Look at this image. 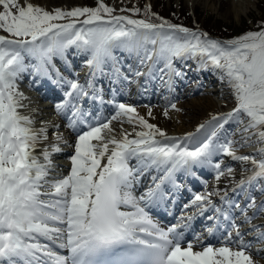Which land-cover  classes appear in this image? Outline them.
<instances>
[{"label": "snow or ice", "instance_id": "1", "mask_svg": "<svg viewBox=\"0 0 264 264\" xmlns=\"http://www.w3.org/2000/svg\"><path fill=\"white\" fill-rule=\"evenodd\" d=\"M0 6L3 9L0 30L13 37L0 35V264H254L246 251L251 245L244 242L238 227L236 241L228 232L221 246L207 244L194 250L192 242L182 247V234L177 233L176 227H160L146 209L165 197L162 185L175 172L210 164L211 157L219 151L237 160L250 161L254 166L252 174L239 181L238 187L255 184L264 187V148L258 150L260 160L237 156L231 147L232 141L214 143L216 131L194 149L182 147L177 138L168 137L140 116L135 107L121 103L107 122L90 126L79 134L70 174L48 181L50 153L44 150L47 163L35 155L41 138L47 139L46 129H34L31 118L18 111L22 106L20 100L25 97L18 91L16 79L26 70L25 53L38 59V72L46 73L45 66L53 55H62L72 45L90 51L88 64L97 70L112 58V49L116 47L143 48L144 60H151L155 55L164 59L169 68L174 57L199 56L206 58L205 63L210 60L224 71L237 100L232 112L212 117L217 127L232 119L243 123L239 118L244 115L248 123L243 131L257 130L253 134L258 142L264 143V30L221 42L206 38V33L193 32L168 21L154 24L112 15L115 10L103 0L95 8L77 7L70 11L60 8L49 11L30 0L23 6L19 0H0ZM103 14H107V20ZM79 17L86 19L57 23ZM77 22L95 26L77 28ZM165 28L172 30V34L165 32ZM148 44L159 47L149 52ZM69 84L72 89L67 93L69 97L74 92L88 95L82 85ZM63 108L57 105V110ZM79 114L78 110L74 113ZM121 118L138 123L145 130L137 132L136 139L122 133L119 139L112 136L105 140L104 130L112 132V121ZM192 135L189 133L183 139L190 140ZM157 136L172 142L164 143ZM60 139L58 136L57 140ZM109 145L113 147L110 149ZM54 151L59 152L60 148L57 146ZM105 157L107 162L102 165ZM133 160L135 164L131 163ZM151 168L162 171L163 175L153 177L154 186L135 195V184ZM214 168L217 179L225 175L219 163ZM227 173L231 175L232 169L228 168ZM46 184L49 190L41 191ZM214 194L195 195L192 204L199 214L209 205L215 212H221L210 199ZM248 206L264 213V205L258 207L254 199H250ZM213 231L208 229L209 233ZM258 236L264 241V231ZM233 243L236 250L229 246ZM57 249H66L69 254H61Z\"/></svg>", "mask_w": 264, "mask_h": 264}, {"label": "bare ground", "instance_id": "2", "mask_svg": "<svg viewBox=\"0 0 264 264\" xmlns=\"http://www.w3.org/2000/svg\"><path fill=\"white\" fill-rule=\"evenodd\" d=\"M20 1L26 3V0ZM77 1L30 0L35 6L50 9H55L60 4L74 9ZM112 1L118 11L115 16H127L130 19L143 20L134 14L128 15L123 12V5L131 6L135 0ZM195 1L198 0H193V3ZM211 1L204 0V6L213 8ZM230 1L231 8L238 18L241 15H246L251 7L257 6L256 3L258 2V0ZM103 15L107 20L108 16ZM261 30H264V28L257 31ZM148 46L155 47L151 44H148ZM139 50L126 47L113 48L112 58L106 60L101 66V70H97L88 64L91 59V52L72 45L66 48L62 55H53L51 61L45 66L46 73L43 70L38 72L36 70V66L39 64L38 59L25 53L26 70L22 73H27L36 83L49 92H57L60 86L62 88L66 87L67 92H71L70 84L66 86L69 82L82 85L88 95H77L74 92L72 98L84 96L86 102L91 101L92 98V102L94 100L99 106L101 105L104 114L109 115L110 118L116 114L118 111L117 105L121 103L135 107L139 115L143 116L149 123L156 125L168 137L177 138L176 142L180 143L182 147L187 146L189 149H194L205 142L213 131H216L214 143L225 144L232 141L231 147L237 156L253 154L256 160L261 159L258 150L264 148V143L258 142L257 136L253 134L257 130L253 129L250 132H245L243 129L247 123L240 126L239 122H237V125L236 122H232L233 120H229L223 124V127L218 128L217 121L212 120L213 116H223L233 111L223 112L217 103L219 102L221 106L223 104L233 106L235 101L234 92L229 89L231 87L223 70L216 68L208 61L205 63L206 58L199 56L191 58L189 55L174 57L171 68L166 67V61L158 57L150 64L145 62L146 60L138 54ZM142 60L143 63H141ZM137 73H140V75H137ZM186 78H191L190 84L186 83ZM202 80L217 83L214 85L215 88H211L212 84H209L205 89H202L199 86L203 83ZM215 89L214 93H209V90ZM214 96L224 100L215 99ZM173 99L179 101L177 107L179 111L176 110L175 114L172 115L167 107ZM57 101H62V99ZM92 102L91 104H93ZM152 102L157 105L158 109H151L146 106V104ZM165 111H167V115L164 114ZM19 112L21 115L31 118L33 121L32 127L35 126L38 130L46 129L47 139L41 138L35 149L36 156L38 149L48 150L50 153L51 164L46 179L54 181L69 175L72 168L71 157L75 154L74 145L78 140L77 135L80 133L78 132L79 124L71 123L64 117L59 120L47 119L42 115L44 111L25 109L23 112ZM149 112H151V115H149ZM244 118L243 120L248 119L246 116ZM209 121L211 123H208ZM98 124L100 123H95L93 126ZM202 124L205 125L204 128H200ZM111 128L119 137L122 133H128L129 139H136V133L145 130L138 123H129L126 118L112 121ZM84 131L87 130H83L81 133ZM189 133L193 134L192 138L190 140L183 139ZM58 136L62 138L59 141L57 140ZM104 137L107 140L106 136ZM156 139L164 143L172 142L159 136ZM40 143H43V145H40ZM93 143L101 142L93 141ZM251 143H253V147L255 146L254 151L250 150L252 147L250 149L248 147ZM57 146L60 148L59 152L54 151ZM109 148L111 149L112 146L109 145ZM61 158H67V160ZM106 162L107 157L101 161L102 165ZM43 163L47 162L44 160ZM131 163L135 164V160ZM217 163L221 165L220 171L225 172V175L219 177V179H217V170L214 168ZM253 167L250 161L237 160L227 152L219 151L211 157L210 164L195 165L190 170L181 169L173 174L171 180L165 181L162 185V190L166 194L165 197L153 204L156 208L166 209V213H172L171 210H173L175 202L183 195L186 196V201L175 205L177 212L174 214V220L166 227V229L176 227L178 234L188 237L186 243L182 242V247H186L188 242H192L195 245L194 250H200L207 243H214L213 240H217L213 246L219 247L228 232L232 233V240L236 241L238 239L236 228L238 227L244 242L251 245L247 250L252 256L254 264H264V241H261L258 236L259 232L264 231V213L248 206L250 199H254L258 207L264 205V187L260 184L254 186L244 185L243 188L238 187L239 181L252 174ZM228 168L232 169L231 175L227 173ZM161 175H163V172L157 171L155 168L147 169L143 174L148 178L149 187L154 186L152 178H159ZM48 190L49 186L47 184L41 189V191ZM208 192L216 193L210 199L216 207L221 209V212H215L209 205L201 215L197 207L192 204V201L195 195ZM134 194L139 196L143 192L136 191ZM188 216L193 218L189 220L187 219ZM225 216H227V219H225ZM209 217H212V219H209ZM231 222L234 223V226L227 228V225ZM209 228L214 231L209 233ZM217 235L219 236L218 239H216ZM229 246L236 250L235 243Z\"/></svg>", "mask_w": 264, "mask_h": 264}, {"label": "rangeland", "instance_id": "3", "mask_svg": "<svg viewBox=\"0 0 264 264\" xmlns=\"http://www.w3.org/2000/svg\"><path fill=\"white\" fill-rule=\"evenodd\" d=\"M20 4L23 6L26 3L21 2L19 0ZM103 2L110 8H113L115 11L112 13V15H116L118 13L117 8L112 0H103ZM204 0H198L193 3V0H135L133 4L123 5V12L128 15L134 14L135 16H138L140 19H143L147 22H151L154 24H160L163 21H168L171 24L179 25L182 27H193L195 30L193 32L198 33H206L208 39L218 40L221 42L224 41H230L233 39H236L238 37H241L245 35L248 32H253L260 30L264 28V0H258L256 3L257 6L251 7L250 11L245 15H241L239 18L234 13L233 9L231 8V1L230 0H212L213 8H210V6H204L203 4ZM99 4V0H78L76 3L77 7H89V8H95ZM150 7V10H148V6ZM37 6V5H36ZM41 7V6H39ZM46 10L52 11L54 9H50L47 7H43ZM56 8H60L66 11H70L72 9L65 7L63 4H60ZM55 8V9H56ZM133 9H138V12L133 11ZM2 6H0V11H2ZM154 10V11H153ZM15 11V9H13ZM107 15V14H106ZM86 17H79V18H66L65 20L57 21V23H68L71 19H76L77 21H82ZM77 28L80 27H94L95 25H83L79 22H77ZM128 27H131L130 25ZM165 32H168L169 34H172V30L165 29ZM0 35H4L8 37L9 39H12L10 34L4 32L3 30H0ZM180 36H183L184 34H177ZM204 39L205 37H201ZM149 52H152L154 49H158L159 45H155V47H149L146 45ZM142 58H144V49L141 48L139 50V53ZM157 56L153 55L151 60H146L147 63H152V61ZM190 57V56H189ZM194 56H191V58ZM190 58V59H191ZM211 64V61H208ZM196 77V75H195ZM194 77V78H195ZM191 78H186V83H191ZM22 84V83H21ZM23 85V84H22ZM204 85V86H203ZM203 85H200V88H205L208 84L204 82ZM203 88V89H204ZM231 91L232 88H229ZM62 93H64V90H62ZM234 92V91H233ZM218 100L221 98H218V96H214ZM234 105H220L219 102V108L224 112L227 110H233L237 107V100L234 96ZM221 100H224L223 98ZM175 104L176 108H172L171 105ZM146 106L150 107L151 109H158L157 105L152 102L150 104H146ZM179 106V101H176V99L171 100L169 103L167 110L170 114H175L177 107ZM24 109L21 107L19 108V111H23ZM240 120L245 119L244 115H241ZM108 120V119H107ZM105 120V122H107ZM233 123H237V119H232ZM248 123V119L243 120V123H240V126L243 124ZM34 129H36L35 126H33ZM230 127L228 128L229 131ZM38 130V129H36ZM256 132V131H255ZM111 133V134H110ZM80 133H78L77 136H79ZM110 134V135H109ZM104 136H106L107 139H109L112 136H115L116 138H120L114 131L109 132L107 131ZM40 145H43V143ZM61 145V144H60ZM112 146V145H110ZM113 147V146H112ZM249 149H253V143L249 144ZM37 157L39 160L43 163L44 162V149H38L37 151ZM40 153V154H39ZM247 156V155H246ZM248 156H253L256 158L253 154H250ZM55 158V157H54ZM43 159V160H42ZM58 159V158H56ZM62 160H67V158H61ZM248 252V250L246 249ZM249 253V252H248Z\"/></svg>", "mask_w": 264, "mask_h": 264}, {"label": "trees", "instance_id": "4", "mask_svg": "<svg viewBox=\"0 0 264 264\" xmlns=\"http://www.w3.org/2000/svg\"><path fill=\"white\" fill-rule=\"evenodd\" d=\"M154 11V10H153ZM191 28H193V27H191ZM180 34V33H179Z\"/></svg>", "mask_w": 264, "mask_h": 264}, {"label": "water", "instance_id": "5", "mask_svg": "<svg viewBox=\"0 0 264 264\" xmlns=\"http://www.w3.org/2000/svg\"><path fill=\"white\" fill-rule=\"evenodd\" d=\"M224 42H226V41H224Z\"/></svg>", "mask_w": 264, "mask_h": 264}]
</instances>
